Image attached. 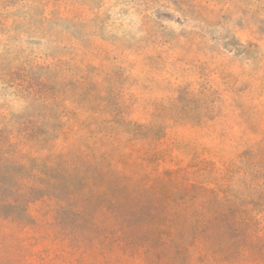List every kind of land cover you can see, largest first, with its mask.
<instances>
[{
	"label": "rangeland",
	"instance_id": "1",
	"mask_svg": "<svg viewBox=\"0 0 264 264\" xmlns=\"http://www.w3.org/2000/svg\"><path fill=\"white\" fill-rule=\"evenodd\" d=\"M0 264H264V0H0Z\"/></svg>",
	"mask_w": 264,
	"mask_h": 264
}]
</instances>
